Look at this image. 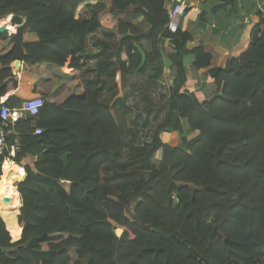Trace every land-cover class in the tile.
<instances>
[{"label": "trees", "instance_id": "obj_1", "mask_svg": "<svg viewBox=\"0 0 264 264\" xmlns=\"http://www.w3.org/2000/svg\"><path fill=\"white\" fill-rule=\"evenodd\" d=\"M99 1L0 0V19L12 15L19 24L14 35L0 32V99L10 108L43 99L36 115L6 128L0 183L11 147L16 164L28 155L36 161L13 186L21 198L18 224L6 228L10 216L0 212V264H264V15L248 49L212 68L202 47L187 49L188 31H168L166 0H109L93 9ZM127 11L141 20L118 17ZM98 28L119 36L122 69L148 80L163 74L164 39L174 47L163 119L138 153L128 155L137 146L100 100L104 63L94 77L80 78L87 36ZM14 60L26 65L17 78ZM187 62L207 69L210 98L186 90ZM39 81L52 82V92H37ZM163 132L177 133L178 144L163 142ZM135 162L146 176L130 180V217L113 205L106 213L99 206L104 171ZM18 202L6 208L12 219Z\"/></svg>", "mask_w": 264, "mask_h": 264}, {"label": "crops", "instance_id": "obj_2", "mask_svg": "<svg viewBox=\"0 0 264 264\" xmlns=\"http://www.w3.org/2000/svg\"><path fill=\"white\" fill-rule=\"evenodd\" d=\"M184 2L187 6V11L181 19L180 28L188 31L192 36L191 40L187 43V49L192 51L197 47H202L203 50L212 57V68H223L229 59L239 57L248 49L251 44L252 32L254 31L255 26L259 23L260 16L264 15V0H236V6L230 4L223 5L222 0H184ZM98 3H103V6H107L110 1L100 0ZM172 5V0L165 1L164 8L167 13ZM93 9L99 8L93 7ZM118 17L129 19L134 23H138L141 20L140 17H133L131 11L121 12ZM142 26L146 29L145 25ZM118 39L119 36L112 28H98L87 36V48L83 56H81L83 66L80 78L83 82L87 78L94 77L95 72L93 70L95 67H98L100 62L104 63V72L100 75V81L104 86V91L100 96V100L111 106L113 114L116 115L115 119L117 117L122 121L124 118L122 114L127 113L130 108L132 109V104L135 102V100L132 101L134 96L139 97V99L147 103L144 112L151 113L153 108L156 107L155 104L158 103V101L162 103V107L167 103L169 95L168 89L171 86L175 67L169 60V56L174 51L173 44L170 40L165 38L162 43L164 68L160 79L153 81L137 74L132 75L126 73L122 69L123 67L120 66L121 61L126 60V54L120 53V61L115 59V46L118 43ZM25 66L26 65L22 63L19 69H15L11 66L13 75L17 78L18 72ZM185 70L189 79L186 85L187 91L195 93L200 100L207 99L213 95L215 88L213 81L206 71L207 69L196 71L192 69L190 63L187 62L185 64ZM197 86L199 87L198 89L196 88ZM53 88L54 84L52 82H37V92L39 93L52 92ZM205 90H207L206 94H210V96L203 99ZM9 94H13V91L11 90ZM5 99L6 97H2L0 101H5ZM138 103L140 102L138 101ZM162 112L161 117L163 119L164 110H162ZM148 118L149 117L145 116V114L144 116L140 114L138 116V121H140L141 124H147L146 122ZM116 121L118 123L117 119ZM161 135L162 133L160 134V137ZM131 142L135 146L134 142ZM14 155L15 149L14 147H11L9 151L10 157L4 160L1 169L3 178L0 183V210L2 213H6L11 217V222L9 220V224L7 225L8 229H11L16 222L18 224L17 215L21 208L20 195L17 189H11V183L15 181L14 186L16 188V183L23 180L26 176L24 165L28 164L31 166L33 162L36 161L35 155H28L18 165L11 159ZM4 163H8L11 166L14 165L21 174V177H7L3 170ZM10 177L12 178L10 179ZM64 183L66 184V182ZM8 186H10V188H7ZM62 186L65 189H68V182L66 185ZM3 189H7L6 192L12 193V197H14L12 203L6 202L10 204L9 206L14 205L17 200H19L17 204L18 211L13 219L11 212L3 206L4 202L2 199L6 196ZM20 234L18 238L14 239L11 236V240L16 241L20 238Z\"/></svg>", "mask_w": 264, "mask_h": 264}, {"label": "rangeland", "instance_id": "obj_3", "mask_svg": "<svg viewBox=\"0 0 264 264\" xmlns=\"http://www.w3.org/2000/svg\"><path fill=\"white\" fill-rule=\"evenodd\" d=\"M102 4L103 3H98V4L94 5V8H100L101 6H103ZM8 16H9V19L6 22H0V26L5 27L8 35H13L16 32L19 24L18 23L13 24V22L11 21V15H8ZM9 27H11V28L9 29ZM93 71L95 72V75H96V73L98 72L97 67H95V69ZM198 86H200V85H198ZM198 86L196 87L197 89L199 88ZM206 91L207 90L204 91L205 95H204L203 99L210 96V94H206ZM210 97H208V98H210ZM133 100H135V102H134V104H132V109L130 108L127 113L122 114L124 117L122 119V121H120L116 117V119L118 120V123L120 122L119 125H120L122 131H124L125 138H128L129 140L133 141L135 146H137L134 149H132L131 151H128V155H130L131 153H138L139 152L138 149L140 147H142V145H144V143H148L152 139L153 133H155V131H157L158 126L161 123V120H162L161 116L163 113L162 112V110H163L162 109V103H160L159 101H158V103L155 104L156 107L153 108L152 112L149 113L146 111L144 112V110L147 107L146 102H143L137 96H134L132 98V101ZM138 101L140 103H138ZM140 114H142L143 116L145 114V116L149 117L147 119V122H146L147 124H144V123L141 124V122L138 121V116ZM114 116H116V115H114ZM136 122H137V124H136ZM194 134L190 135L188 138H191ZM161 138H162L163 142H167V143L173 144V145L178 144V141H179V137H178L177 133L168 134V133L163 132L161 135ZM157 157L159 158V155H157ZM127 161L128 160H126V162ZM135 161H137V160H135ZM131 164L132 165L124 166L123 168L122 167L119 168L118 166L117 167L114 166V167L108 169V171H104L103 175L106 178H105V182L103 181L104 184H103V187L101 190L103 197L99 200V206H101L106 213L109 212L108 206L113 205V208L111 209L112 212L116 209H119L121 211V215H122L123 219L126 218L127 216L130 217V215H131V210L127 211L126 207L124 206L125 201L128 199L129 195H131V193L133 191V189H130V187L133 186V183L130 180L136 181V180H138V179L140 180L141 178L146 176V174H144V172H143L144 170L136 168L137 166H141L142 163L135 162V163H131ZM113 169H116V172H119V173L113 172ZM120 169H122V171H120ZM61 184L66 185L67 183L66 184L61 183ZM14 185H15V181L13 183H11V189L12 190H14V187H13ZM135 185H137V183L134 184V187H135ZM122 196H124V197H122ZM6 204L10 205L9 203H6ZM0 212H1V210H0ZM0 216H2V214H0ZM2 217L5 218V216H2ZM17 217H18V215H17ZM10 219H11V217H10ZM123 219H121L120 221H123ZM5 221H6L5 225L7 226L9 223H7L8 221L6 220V218H5ZM8 231L10 233V230H8ZM114 232L117 236H119L122 233V228L118 227L115 229ZM12 237H13V239L16 238L14 236H12Z\"/></svg>", "mask_w": 264, "mask_h": 264}, {"label": "built area", "instance_id": "obj_4", "mask_svg": "<svg viewBox=\"0 0 264 264\" xmlns=\"http://www.w3.org/2000/svg\"><path fill=\"white\" fill-rule=\"evenodd\" d=\"M173 5L168 10V31L174 33L180 27V22L185 14L187 8L184 0H172ZM43 105V99L41 97H34L25 99L21 106L10 108L4 104V101H0V155H3L6 144V128L8 125H14L19 119L26 118L27 116H34L39 112V109ZM35 133H41L40 129H35Z\"/></svg>", "mask_w": 264, "mask_h": 264}, {"label": "bare ground", "instance_id": "obj_5", "mask_svg": "<svg viewBox=\"0 0 264 264\" xmlns=\"http://www.w3.org/2000/svg\"><path fill=\"white\" fill-rule=\"evenodd\" d=\"M9 19V16H6V17H4V18H1L0 20V22H6L7 20ZM11 27H9V29H10ZM13 29V28H12ZM3 170H4V174L8 177V176H12L13 178H16V177H18V176H20L21 177V174L19 173V171L16 169V167L14 166V165H9L8 163H4V168H3ZM12 177H10V179L12 178ZM6 181V180H5ZM7 183H8V181H7ZM5 187V186H4ZM7 188H10V186H8ZM4 190V194L6 195L3 199H2V201L4 202V204H3V206H4V208L6 209V208H8L9 207V205L8 204H6V202H9V203H12V201L14 200V197H12L13 195H12V193H10V192H6V190L5 189H3ZM9 190V189H8ZM4 199H6L5 201H4Z\"/></svg>", "mask_w": 264, "mask_h": 264}, {"label": "water", "instance_id": "obj_6", "mask_svg": "<svg viewBox=\"0 0 264 264\" xmlns=\"http://www.w3.org/2000/svg\"><path fill=\"white\" fill-rule=\"evenodd\" d=\"M4 31H6L5 27L0 26V32H4ZM20 65H21V61H19V60H14V61L12 62V64H11V66H12L13 68H15V69H19ZM5 200H6V199H4V201H5Z\"/></svg>", "mask_w": 264, "mask_h": 264}]
</instances>
